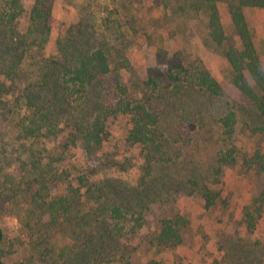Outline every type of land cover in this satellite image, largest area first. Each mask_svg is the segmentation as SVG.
I'll return each instance as SVG.
<instances>
[{"label":"trees","instance_id":"16d2710c","mask_svg":"<svg viewBox=\"0 0 264 264\" xmlns=\"http://www.w3.org/2000/svg\"><path fill=\"white\" fill-rule=\"evenodd\" d=\"M221 2L229 6L241 43L240 49L231 45L223 50L233 71V83L264 116V66L245 15L246 9H264V0L182 2L183 12L206 17L210 41L220 48L227 40L218 6ZM54 8L55 0H34L23 32L20 19L25 9L21 0H0V196L13 200L12 204L25 202L30 206L29 214L28 209L25 213L26 227L36 221L29 228L41 232L37 244L44 247L40 255L45 261L51 255L52 234L42 231V223L50 231L72 227L74 232L69 238L78 241L77 252L72 251L63 261V256L48 259L52 264H99L100 260L134 264L132 251L122 244L139 234L143 213L131 215L121 202L109 200L102 182L92 180L87 172L78 179L76 189L69 182L70 194L53 195L52 187L63 182L54 167L62 162L61 152L52 144L60 143L67 133L72 142H80L83 153L97 158L111 137L110 120L127 117L130 127L125 141L142 151L141 182L147 186L148 195L166 199L175 191L174 185L184 184L191 192L198 190L206 207L212 208L220 196L216 188L223 170L240 158L235 141L244 129L243 119L235 109L222 116L223 136L231 147L218 157L217 169L179 162L176 145L186 142L187 137L176 131L172 117L163 118L151 104L164 94L182 99L189 88L222 97L224 91L218 80L205 70L185 69L176 57L177 64L170 61L160 73L150 75L146 81L139 79L133 86L124 78L125 69L131 66L128 58L121 57L122 51L117 50L115 55L111 44L103 42L78 48L73 34L60 36L56 52L48 56ZM108 77L113 78L109 90L114 97L102 102L97 86ZM246 222L249 228L256 227L254 213H246ZM187 224L180 213H165L148 245L159 252L179 247ZM6 239L0 227V264H7L3 248ZM147 264L166 263L152 258Z\"/></svg>","mask_w":264,"mask_h":264},{"label":"rangeland","instance_id":"374dc122","mask_svg":"<svg viewBox=\"0 0 264 264\" xmlns=\"http://www.w3.org/2000/svg\"><path fill=\"white\" fill-rule=\"evenodd\" d=\"M183 1L55 0L47 55L56 52L60 36L73 34L78 48L103 42L111 44L115 55L117 50L122 51L121 57L128 58L131 66L130 70L125 69L124 78L133 86L139 79L146 81L150 75L160 73L170 61L177 64L176 57L185 69L211 73L223 87L224 96H210L189 88L182 99L164 94L156 97L151 106L163 118L172 117L176 131L187 137L186 142L176 145L179 162L198 163L205 170L217 169L218 157L231 147L223 136L222 116L231 109L240 111L244 129L235 141L240 158L220 176L217 205L207 208L198 190L191 192L179 183L166 199L148 195L147 186L141 182L142 151L125 141L130 121L123 116L110 120L111 137L97 158L83 153L80 142H72L67 133L60 143L52 144L61 152L62 162L54 167L63 183L53 186L51 192L70 194L69 182L76 189L78 179L87 172L92 180L102 182L109 200L121 202L131 215L143 213L139 234L122 244L132 251L134 264H147L152 258L162 259L166 264H264V116L256 112L234 85L232 68L223 54L224 48L231 45L241 48L227 2L218 5L227 37L220 48L210 41L206 17L188 10L183 12ZM21 2L25 12L20 30L25 32L34 0ZM245 15L264 66V9H246ZM248 79L255 86L249 75ZM112 84L113 78L108 77L97 86L96 93L102 102L112 101L114 94L109 90ZM12 201L0 196V227L7 238L3 246L7 264H52L47 260L63 256V261L72 251H78V241L74 243L69 238L74 232L72 227L50 231L42 223V231L52 234V256L49 254L45 261L44 255H40L44 247L37 244L41 232L29 228L36 221L26 227L25 213L28 209L29 214L30 206ZM171 211L187 220L184 241L177 248L159 252L148 242L160 219ZM248 212L257 219L255 228H249L246 222ZM100 261L99 264H107Z\"/></svg>","mask_w":264,"mask_h":264}]
</instances>
